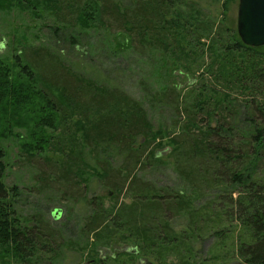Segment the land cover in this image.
Here are the masks:
<instances>
[{"label": "trees", "instance_id": "trees-1", "mask_svg": "<svg viewBox=\"0 0 264 264\" xmlns=\"http://www.w3.org/2000/svg\"><path fill=\"white\" fill-rule=\"evenodd\" d=\"M50 1L64 25L86 29L95 23L126 32V46L140 53L157 50L165 63L173 61L191 76L184 90L177 83L157 91V100L177 117L178 130L167 133L164 145L165 131L154 130L140 101L85 81L49 52L50 60L32 63L20 55L14 64L0 60V140L14 135L17 124L28 127L22 123L28 114L35 125L26 130L32 139L23 145L28 158L49 150L65 155L58 163L46 161L58 166L56 178L46 172L39 181L64 180L69 191L75 179L88 181L92 170L112 186L114 205L105 208L96 198L87 220L93 243L123 234L138 245L137 253L157 264H264V46L243 42L229 15L239 0ZM79 103L85 114L74 120ZM101 145L104 153L115 147L125 155L121 167L99 158L102 173L91 166L89 148L99 154ZM162 147L170 148L175 173L188 189L158 188L137 173L151 160L164 163L156 150ZM5 161L0 145V262L38 264L42 250L57 243V232L42 215L33 216L31 228L19 222L22 190L7 185ZM78 185L85 191L87 184ZM209 194L204 205H195ZM184 215L187 225L176 230L172 220ZM131 253L95 256L92 264H135Z\"/></svg>", "mask_w": 264, "mask_h": 264}, {"label": "rangeland", "instance_id": "rangeland-1", "mask_svg": "<svg viewBox=\"0 0 264 264\" xmlns=\"http://www.w3.org/2000/svg\"><path fill=\"white\" fill-rule=\"evenodd\" d=\"M0 2L2 3L0 60L14 64L15 56L20 55L22 62L32 63V60L41 58L50 60L49 52L54 53L61 58L67 68L85 81L111 89L117 88L140 101L150 115L154 130L165 131L166 135L161 142L164 145L169 143L170 138L167 133L178 130L175 125L177 117L173 110L166 109L157 100V91L177 83L183 90L186 89L190 84L191 76L189 77L186 72L183 73L181 67L176 68L170 60L165 63L162 53L157 50L140 53L131 46H126L124 44L127 41L126 32L113 33L112 29L95 23L86 29L64 25L59 20L62 16L56 12L55 3L50 0H24V2L0 0ZM238 10L239 1L230 5L229 15L236 21H238ZM59 26L64 28L58 29L57 33ZM72 33L77 37L74 41H72ZM78 92L82 94V89ZM82 100L87 99L83 97ZM79 104L80 108L77 109L74 120L85 114L81 109L82 103ZM29 117L26 114L22 119V123H28V127L15 125V134H9L8 137L0 140V145L6 151L5 181L8 186H18L22 190V195L18 196L19 215H21L19 222H25L31 228L36 226L33 216L42 215L49 228L57 232V243L54 247L48 246L42 250V258L39 259L41 261L38 264H92L95 256L107 259L119 254L124 258L126 252L135 251L136 254L131 253L135 256V264H157L154 258L137 253L138 245L123 234L112 240L102 238L99 243H93L94 235L92 233L89 235L85 226L88 218L97 208L96 198L101 199L105 208H111L116 200L115 195L111 193L112 186L102 183L104 180L92 174V170L87 171L88 181L80 182L75 179L78 183L75 182V186L69 191L64 186V180L56 179L48 183L39 181L40 176L42 177L46 172L54 173L53 177L56 178L58 166H46V161L52 160L58 163L65 155L60 151L49 150L34 158H28L23 145L26 142L27 145L31 144L32 139L28 131L35 128V125H32L33 121H27ZM27 129L29 130L26 131ZM53 131L49 130L50 133ZM152 147L155 148L156 145ZM91 148L89 149L92 151V159L89 161L98 171L102 169L97 161L98 158L102 161L108 159L115 168L122 166L125 155L115 147H112L108 154L103 152L105 148L103 145L100 148L102 153L99 150V154L95 153L93 146ZM156 150L162 154L164 163L149 161L147 168L143 170L140 168L137 171L139 176L144 180L152 181L158 188L188 189L187 184L175 173L174 162L170 158V148L162 147ZM78 184L82 186L87 184L85 191ZM210 196L212 194L196 201L195 205L197 207L204 205ZM120 198L121 201L125 200L124 195ZM57 209L62 210L58 218L54 216ZM172 223L176 230H180L187 225L188 216L175 218ZM207 244L209 242L204 244L206 251L202 255L207 254L209 246ZM51 248L55 251H49ZM0 264H16V260L11 258V261L7 263L1 261ZM224 264L245 263L234 261Z\"/></svg>", "mask_w": 264, "mask_h": 264}, {"label": "water", "instance_id": "water-1", "mask_svg": "<svg viewBox=\"0 0 264 264\" xmlns=\"http://www.w3.org/2000/svg\"><path fill=\"white\" fill-rule=\"evenodd\" d=\"M238 32L249 46H264V0H239ZM60 209L54 212L58 218Z\"/></svg>", "mask_w": 264, "mask_h": 264}]
</instances>
